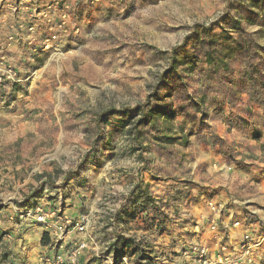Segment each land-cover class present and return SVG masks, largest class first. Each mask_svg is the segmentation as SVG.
Returning <instances> with one entry per match:
<instances>
[{"label": "rangeland", "instance_id": "1", "mask_svg": "<svg viewBox=\"0 0 264 264\" xmlns=\"http://www.w3.org/2000/svg\"><path fill=\"white\" fill-rule=\"evenodd\" d=\"M0 52L17 70L0 264H203L211 223L240 237L221 216L264 223V0H0ZM212 154L231 173L216 186Z\"/></svg>", "mask_w": 264, "mask_h": 264}, {"label": "built area", "instance_id": "2", "mask_svg": "<svg viewBox=\"0 0 264 264\" xmlns=\"http://www.w3.org/2000/svg\"><path fill=\"white\" fill-rule=\"evenodd\" d=\"M58 39L57 32L52 33L50 37L46 39V48L51 49L52 52L53 50L59 51V47L57 46L59 45V43H57ZM16 76L17 70L14 65L6 59V56H2L0 52V86L4 83L16 80ZM213 209L215 210V208ZM67 222H69V220ZM87 224L88 223L84 222V220L79 223L57 221L48 224L46 226V232L51 241L47 245H55L59 242H63L69 234L70 229L78 230L79 233H85ZM234 225L236 227H240L241 225L246 229L249 228V224L241 223L239 220L235 221ZM210 228L213 232H216L217 251L214 252V255L208 256L209 248L205 245L206 247H203L200 253V261L204 258L203 264H260L261 261L258 252L261 249L260 245L264 241L261 239L264 237L262 234L259 235L258 239H253L251 233H244L235 241L230 239L229 236H225V233L219 230L218 223H211Z\"/></svg>", "mask_w": 264, "mask_h": 264}, {"label": "crops", "instance_id": "3", "mask_svg": "<svg viewBox=\"0 0 264 264\" xmlns=\"http://www.w3.org/2000/svg\"><path fill=\"white\" fill-rule=\"evenodd\" d=\"M222 160V157H220V156H218V155H211L210 156V160H209V162H210V171L211 170H213V169H215V168H218L214 173H213V175H215L214 177L215 178H213V179H211V180H214V181H216L215 183H214V185L216 186V185H218V184H221V182H217V179H219L221 176H224L225 178H226V180L228 179V175H230L231 173H230V171H226L225 169H220V168H222L223 167V162L221 161ZM213 161H214V164H213ZM213 164V166H211ZM219 170V171H218ZM152 178V177H151ZM227 182V181H226ZM141 200V199H140ZM74 213H77L76 215H74ZM72 214L75 216V217H80V212H78V211H76V210H72ZM124 221H126L127 222V219H124ZM221 222H222V224L224 225V226H226V227H231V235L233 236V238L235 237V238H237V237H239V236H241L242 235V232H243V228H241V227H237V228H232V226L230 225V223H229V220H228V218H223L222 216H221ZM252 232L254 233V234H261V232H262V229H264V223H253L252 224ZM238 239V238H237ZM261 250V249H260ZM259 250V251H260ZM263 251H260V254H259V256L261 257L262 255H263V253H262Z\"/></svg>", "mask_w": 264, "mask_h": 264}, {"label": "trees", "instance_id": "4", "mask_svg": "<svg viewBox=\"0 0 264 264\" xmlns=\"http://www.w3.org/2000/svg\"><path fill=\"white\" fill-rule=\"evenodd\" d=\"M173 60H174V62H173ZM173 60H172L173 64L171 65V69L170 70H173L175 68V64L174 63L177 62L175 58H173ZM210 60H211V58H210ZM116 112H117V110L110 109V110L107 111V113H104L102 116L105 117L106 115L115 114ZM145 119H147V118H145ZM48 240H49L48 233L45 232L44 235L42 236L41 242H42L43 245H46L48 243ZM131 242H132L131 239L124 238L123 241H122V245L126 247V246H129ZM115 245H118V243H115Z\"/></svg>", "mask_w": 264, "mask_h": 264}, {"label": "bare ground", "instance_id": "5", "mask_svg": "<svg viewBox=\"0 0 264 264\" xmlns=\"http://www.w3.org/2000/svg\"><path fill=\"white\" fill-rule=\"evenodd\" d=\"M244 233H251V236L253 237V239H258L259 238V235H260V233L259 234H254L252 232V229L251 228L244 229L243 232H242V234H244Z\"/></svg>", "mask_w": 264, "mask_h": 264}]
</instances>
